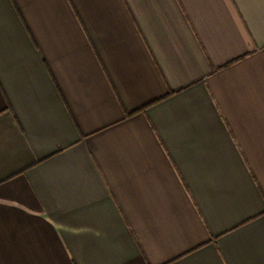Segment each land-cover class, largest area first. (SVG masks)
Segmentation results:
<instances>
[{
	"label": "crops",
	"instance_id": "crops-1",
	"mask_svg": "<svg viewBox=\"0 0 264 264\" xmlns=\"http://www.w3.org/2000/svg\"><path fill=\"white\" fill-rule=\"evenodd\" d=\"M0 264H264V0H0Z\"/></svg>",
	"mask_w": 264,
	"mask_h": 264
}]
</instances>
